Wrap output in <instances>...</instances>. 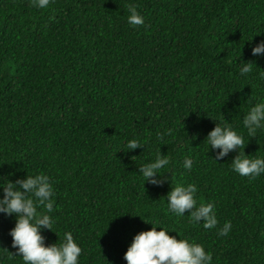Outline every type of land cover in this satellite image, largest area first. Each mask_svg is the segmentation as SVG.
Here are the masks:
<instances>
[{"label": "trees", "instance_id": "16d2710c", "mask_svg": "<svg viewBox=\"0 0 264 264\" xmlns=\"http://www.w3.org/2000/svg\"><path fill=\"white\" fill-rule=\"evenodd\" d=\"M130 5L144 24H128ZM261 39L264 0H51L47 9L0 0V183L52 178L55 223L43 235L59 244L70 231L79 264H127L147 222L202 244L211 264H264V174H237L238 153L216 161L204 141L230 123L245 154L264 157V129L250 137L243 126L264 101V58L251 55ZM242 60L253 61L246 76ZM134 138L144 147L129 151ZM158 149L169 180L144 186L138 168ZM176 184H195L198 201L215 205L216 227L169 213ZM14 226L0 214V264H23Z\"/></svg>", "mask_w": 264, "mask_h": 264}, {"label": "clouds", "instance_id": "9594fccd", "mask_svg": "<svg viewBox=\"0 0 264 264\" xmlns=\"http://www.w3.org/2000/svg\"><path fill=\"white\" fill-rule=\"evenodd\" d=\"M31 3L33 7L47 9L51 0H31ZM128 12V24L132 26L144 24V18L135 6L130 5ZM261 34L262 32L258 35ZM251 55L264 58V39L251 46ZM252 64L253 61L245 63L242 60L240 75L246 76L250 73ZM243 126L250 137H255L258 130L264 129V101L250 108L243 118ZM171 134L172 129H166L158 133L157 140L163 141L165 136ZM195 138L196 136H193V139ZM204 141L207 142L209 150H219L214 158L216 161L228 156L229 153H238L230 164L231 169L237 174L252 179L264 174V157L252 158L246 155L244 137L234 130L230 123L217 122ZM141 147L144 145L138 138L127 142L129 151ZM241 149H243L242 153ZM169 162L168 156L163 155L158 149L154 159L143 163L138 170L144 186L145 183L162 186L167 182L169 180L165 175L167 172L162 173L161 170L166 168ZM183 167L190 171L193 160L186 157ZM197 191L195 184H176L166 197L168 211L181 218L187 212L193 223L203 222L204 228H214L218 224L215 205L211 202L198 201ZM39 209L45 211H38ZM52 213H54V185L48 175L27 174L14 182L8 180L6 184L0 183V214L15 217V226L9 231L12 238L11 247L15 249L14 255L22 257L23 264H79L78 258L82 248L70 231L63 234L59 244H46L43 230L52 231L55 223ZM147 223L152 224V228L136 234L124 254L127 264H211L212 256L202 244L186 238L177 239L176 236L169 234L172 230L168 227L158 226L153 222ZM230 228V222H225L219 235H226Z\"/></svg>", "mask_w": 264, "mask_h": 264}]
</instances>
